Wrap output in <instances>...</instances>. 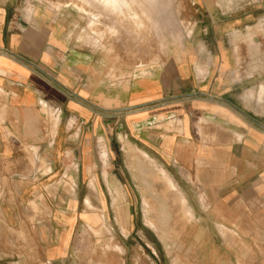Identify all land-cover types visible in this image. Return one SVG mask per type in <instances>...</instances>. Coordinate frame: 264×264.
I'll list each match as a JSON object with an SVG mask.
<instances>
[{"label":"crops","instance_id":"obj_1","mask_svg":"<svg viewBox=\"0 0 264 264\" xmlns=\"http://www.w3.org/2000/svg\"><path fill=\"white\" fill-rule=\"evenodd\" d=\"M171 2L182 40L147 75L104 87L102 67L116 62L82 36L78 0H0V264H177L165 232L160 256L150 250L151 223L136 217L147 207L128 188L104 202L84 186L97 176L112 194L127 187L120 169L97 172L100 141L116 163L129 160L125 139L173 163L174 178L141 152L191 219L176 240L190 243L191 264L196 248L197 264H264V0ZM67 177L76 191L54 185ZM88 196L97 236L82 217Z\"/></svg>","mask_w":264,"mask_h":264},{"label":"rangeland","instance_id":"obj_2","mask_svg":"<svg viewBox=\"0 0 264 264\" xmlns=\"http://www.w3.org/2000/svg\"><path fill=\"white\" fill-rule=\"evenodd\" d=\"M120 2L128 3L126 11L119 10ZM93 3L95 4V6ZM135 4L136 0H92V2L91 0H78V3H75L76 8L86 17V26L88 33L82 35L84 39L92 45H95L96 47H101L104 51V57L111 58L109 59L110 61L116 62V64L114 65H106L102 67L104 73V87H110V85L113 83L119 82L123 84L129 82L135 75H139L140 72H142V70H140V68L142 67H146V72H149V65L159 62L160 58L165 56V52L168 50V46L170 44H173L175 40L181 41L183 38V34L181 31V22L180 19L174 17V13L172 12L171 8V0H152L151 13L153 14H150V12H142L140 9V11H138L139 6ZM55 5L58 8L61 7L58 6L59 3H56ZM121 12H123V14ZM126 13L128 14V16H126ZM121 14L125 16L122 17ZM118 17L120 18L118 19ZM120 19L121 22H124L121 23ZM89 20L92 22L89 23ZM131 24H133V27ZM152 24H154V26ZM144 25L145 27H143ZM173 29L174 31L176 30L179 33L176 31V33H174ZM139 33L142 35V37ZM180 34L182 35L181 37H179ZM176 35H179L178 38ZM147 74L145 73V75ZM57 120L58 117L55 121ZM125 142V152H121V158L126 157L129 160L112 163L109 161V147L107 146L106 149L104 145L105 142L100 141L101 144H99V156H101L102 159L101 163H98L97 172L100 176L101 170L103 169V175L104 171L105 174L106 171H110L109 173L110 175H112V172H114L116 169H120L122 172L123 180L127 182V187H124V189L120 187V189H118L119 194H112L109 190V186L113 191L117 189L113 187L114 185L112 182V178H108L107 181L105 177L102 178L97 176L96 178L92 177L91 179H86V181L84 182V186L88 187L92 191V196L96 201L103 200L104 202L126 201V192L124 190L128 188L129 191L132 192V195H134L135 200L140 203H145L141 205H145L147 207V209L145 210L144 208L138 209L136 217L139 219H145L146 217L147 222L151 223V227L153 229L151 228L150 231L146 229V232H148L150 236V240L147 242L150 250L154 251L157 256H160L159 243L155 238V233L158 234L159 230H161L167 235L168 240L166 243V248L168 258L175 259L177 257V264H191V258L192 256H195V254L194 252L192 253L191 249L189 248L190 243H181L180 241H176L177 239H180L182 234H186L189 231L188 224L191 219L186 217L185 210L181 206L177 194L173 190L167 189L165 187L164 182L162 181L164 179L160 177L158 169L159 166H164L173 177V174L175 172L173 163L170 162L167 163V165L163 161H159L149 152L145 151L140 145L137 148V146H131L127 139H125ZM141 150L154 157L163 166L158 165V163H156L155 161L154 162L156 163V165L152 161H148V159H146L142 155ZM104 151L106 155L103 154ZM70 165L76 164L72 163L71 161L66 162L67 167ZM88 165L91 166V163L89 162V164H87L85 162V173H87ZM91 167L89 168L90 170ZM93 179L95 180L96 190L91 188V186L94 187ZM89 181L91 186L89 185ZM73 183H75L76 191L77 180L73 177L57 179L54 185L64 186L66 191H68ZM101 191H103V193H101ZM68 198L70 199V203L75 202V194L72 195V193H68ZM114 198L116 201H114ZM89 199H86V204L89 207L87 208L91 211L82 213V217L87 220L88 228L92 230L94 234H97L98 230L94 227V224L102 221L103 216H100L97 212L92 211L94 209V205L91 202V199L90 201ZM90 202L92 203V205ZM31 210L32 213L30 215H32V218H30L32 220L34 217V205L32 206ZM110 212L111 217L126 218L127 211L125 210H114ZM105 214V216L108 217V213L106 211ZM154 223H156L157 225ZM158 223H161V225H159ZM199 232L202 233V231L198 230L197 233ZM14 234L15 233L13 232L8 234V238H14ZM6 245L7 248L13 249L15 247L14 243L11 241H8ZM182 246L184 247L181 248ZM118 249L121 250L119 247ZM198 256H201L200 260L202 261L204 253L203 251L202 254L199 253L196 248V264L199 260Z\"/></svg>","mask_w":264,"mask_h":264},{"label":"bare ground","instance_id":"obj_3","mask_svg":"<svg viewBox=\"0 0 264 264\" xmlns=\"http://www.w3.org/2000/svg\"><path fill=\"white\" fill-rule=\"evenodd\" d=\"M94 1V0H93ZM97 1V0H96ZM103 1V0H102ZM111 1H113V0H111ZM91 2H92V0H91ZM106 2V1H105ZM105 2H103V3H105ZM108 2V1H107ZM118 2V1H117ZM124 2H127V1H124ZM130 2V1H129ZM151 2H152V0H136V4L139 6V8H138V11H142V12H150V14H153V13H151ZM160 2V1H159ZM100 3V2H99ZM102 3V2H101ZM109 3V2H108ZM30 4V3H29ZM91 4V3H90ZM94 4V3H93ZM127 4L128 3H123V2H120L119 3V5H120V8H119V10H121V11H126V8H127ZM135 4V5H136ZM97 5V4H96ZM112 5V4H111ZM163 5V4H162ZM165 5V4H164ZM172 5V4H171ZM58 6H61V4L59 3V5ZM94 6H95V4H94ZM103 6V5H102ZM107 6H109V5H107ZM106 6V7H107ZM130 6V5H129ZM128 6V7H129ZM152 6H154V5H152ZM175 6V5H174ZM105 7V6H104ZM137 7V6H136ZM101 8V7H100ZM99 8V9H100ZM111 8V7H110ZM113 8V7H112ZM172 8V7H171ZM177 8V7H176ZM175 8V9H176ZM116 9V8H115ZM114 9V10H115ZM130 9H131V7H130ZM140 9V10H139ZM154 9H156V8H154ZM160 9V8H159ZM173 9V8H172ZM117 10V9H116ZM118 11V10H117ZM137 11V10H136ZM179 11V10H178ZM105 12V11H104ZM155 12V11H154ZM162 12V11H161ZM107 13V12H106ZM110 13H111V10H110ZM114 13V12H113ZM113 13H112V15H113ZM122 14H123V12H121ZM174 13V12H173ZM172 13V14H173ZM121 14V15H122ZM138 14V13H137ZM160 14V13H159ZM107 15V14H106ZM130 15H132V14H130ZM148 15V14H147ZM146 15V16H147ZM123 16H125V15H122V17ZM126 16H128V14L126 13ZM140 16V15H139ZM158 16V15H157ZM149 17V16H148ZM120 17H118V19H119ZM125 18V17H124ZM140 18V17H139ZM152 18V17H151ZM156 18V17H155ZM123 19V18H122ZM124 20V19H123ZM131 20V19H130ZM136 20V19H135ZM150 20V19H149ZM145 21V20H144ZM143 21V22H144ZM92 21H90L89 20V23H91ZM120 22H121V19H120ZM122 22H124V21H122ZM121 22V23H122ZM127 22V21H126ZM132 22V21H131ZM136 22V21H135ZM133 23V22H132ZM148 23V22H147ZM134 24V23H133ZM133 24H131L132 25V27H133ZM137 24V23H136ZM135 24V25H136ZM130 25V26H131ZM153 26H154V24H152ZM147 26V25H146ZM129 27V26H128ZM139 27V26H138ZM142 27V26H141ZM143 27H145V25L143 26ZM150 27H151V25H150ZM157 27V26H156ZM137 28V27H136ZM142 29V28H141ZM145 29V28H144ZM95 31V30H94ZM138 31V30H137ZM173 31H174V29H173ZM176 31V30H175ZM174 31V33H176V32H178V31H176L175 32ZM140 32H141V30H140ZM144 32H145V30H144ZM135 33H138V32H135ZM179 33V32H178ZM98 34V33H97ZM140 34V33H139ZM141 35V34H140ZM177 36V35H176ZM179 36V35H178ZM178 36H177V38H178ZM182 35L180 34V36L179 37H181ZM138 37V36H137ZM141 37H142V35H141ZM181 39V38H180ZM146 68V67H145ZM145 68H140V70H142V72H140V74H144L145 75V73L147 74V73H149V72H146L147 70L145 69ZM59 121V118H58V120L56 121V123ZM102 141V140H101ZM101 144V143H100ZM142 153H143V155L145 156V157H148V155L145 153V152H143V151H141ZM103 154L104 155H106V153H105V151L103 152ZM103 154H102V156H103ZM108 156V155H107ZM149 161V160H148ZM38 164V163H37ZM73 166H75V165H70V167L71 168H73ZM160 170V169H159ZM160 173L163 175L162 176V178L164 179L163 181H166L167 183H168V185L170 186V188H171V186L172 187H174V183H173V180L171 179V177H170V174H168L167 172H166V170L165 169H163V170H161L160 171ZM175 191V190H174ZM183 198V197H182ZM41 210V209H40ZM178 214V213H177ZM189 214H191V213H189ZM188 216V215H187ZM29 250V249H28ZM35 253V252H34Z\"/></svg>","mask_w":264,"mask_h":264}]
</instances>
